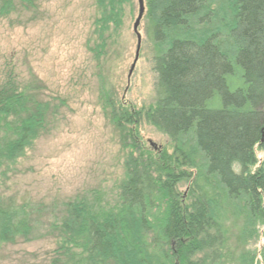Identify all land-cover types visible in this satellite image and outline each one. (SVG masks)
Segmentation results:
<instances>
[{"label":"trees","instance_id":"16d2710c","mask_svg":"<svg viewBox=\"0 0 264 264\" xmlns=\"http://www.w3.org/2000/svg\"><path fill=\"white\" fill-rule=\"evenodd\" d=\"M18 1L31 2L5 0L2 13ZM145 3L158 80L144 117L170 138L173 155L158 161L144 151L133 132L143 112L102 92L128 150L125 178L113 203L95 191L64 204L52 225L53 264H257L247 247L264 239V160L255 151L264 146V0ZM96 4L101 57L133 0ZM50 109L16 77L0 85V167L23 155ZM30 208L0 202V246L31 237ZM259 256L264 264V244Z\"/></svg>","mask_w":264,"mask_h":264},{"label":"rangeland","instance_id":"374dc122","mask_svg":"<svg viewBox=\"0 0 264 264\" xmlns=\"http://www.w3.org/2000/svg\"><path fill=\"white\" fill-rule=\"evenodd\" d=\"M4 1L0 85L8 76L16 77L21 88L49 101L51 109L45 128L23 155L0 167V202H28L34 219L29 239L0 246V264H53L58 236L52 225L62 217L64 204L95 191L113 203L125 178L128 150L105 113L102 92L143 112L133 132L144 151L159 161L171 159L174 148L144 117L155 105L158 76L145 15L135 62L138 0L126 8L121 27L110 31L115 33L101 57L96 0H31L29 6L18 1L8 14L2 13ZM255 151L261 163L264 146L256 145ZM189 185L183 182L180 192L186 194ZM263 244L258 234L247 247L258 255L257 264H262Z\"/></svg>","mask_w":264,"mask_h":264},{"label":"water","instance_id":"95a60500","mask_svg":"<svg viewBox=\"0 0 264 264\" xmlns=\"http://www.w3.org/2000/svg\"><path fill=\"white\" fill-rule=\"evenodd\" d=\"M138 5H139V13H138V17H137V19H136V21L134 23V31H135V33L137 35V49H136L135 62L138 59L139 51H140V47H141V42H142V35L139 32V26L141 24V21H142L144 15H145V12H146L145 0H138ZM134 65H135V63L133 64L130 72H132V70L134 68Z\"/></svg>","mask_w":264,"mask_h":264}]
</instances>
